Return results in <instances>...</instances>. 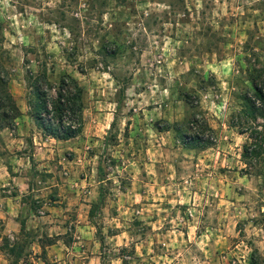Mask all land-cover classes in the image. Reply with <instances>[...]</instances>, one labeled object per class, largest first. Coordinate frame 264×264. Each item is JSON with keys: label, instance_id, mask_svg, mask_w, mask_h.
Here are the masks:
<instances>
[{"label": "rangeland", "instance_id": "374dc122", "mask_svg": "<svg viewBox=\"0 0 264 264\" xmlns=\"http://www.w3.org/2000/svg\"><path fill=\"white\" fill-rule=\"evenodd\" d=\"M260 68L264 0H0V96L20 109L0 154L38 147L40 164L23 198L40 217L2 227L0 264H264V161L235 125ZM43 72L82 85L78 137L33 118ZM195 114L211 147L174 129Z\"/></svg>", "mask_w": 264, "mask_h": 264}, {"label": "trees", "instance_id": "16d2710c", "mask_svg": "<svg viewBox=\"0 0 264 264\" xmlns=\"http://www.w3.org/2000/svg\"><path fill=\"white\" fill-rule=\"evenodd\" d=\"M250 80L253 92L241 97L235 125L241 126V133L248 134L243 157L250 168L255 169L264 161V68L254 69ZM83 95L82 85L68 74L63 75L58 84L51 82L46 72L34 79L33 98L29 105L44 136L67 141L82 133L85 123ZM19 113L18 106L12 108L11 114L5 109L1 92L0 129L12 127ZM174 129L184 147L190 149H205L217 140L215 130L206 118L197 114L187 123H177ZM25 229L26 221H22L21 231Z\"/></svg>", "mask_w": 264, "mask_h": 264}, {"label": "crops", "instance_id": "0c3cea01", "mask_svg": "<svg viewBox=\"0 0 264 264\" xmlns=\"http://www.w3.org/2000/svg\"><path fill=\"white\" fill-rule=\"evenodd\" d=\"M3 137L4 140L1 142L6 144V146L1 148L9 149L10 146L8 141H11V139L6 138L4 135ZM12 138L16 140L19 139L18 136ZM48 139L51 138L48 137ZM36 150L35 153L17 152L20 154L16 155L19 156L16 160H13L12 158L8 160L0 154V231L3 227L4 231L11 232L13 230L17 232L21 228L22 221H26L27 224L32 216L40 217L37 211L33 209V204H27L23 199L27 193L31 194L35 191V183L38 173H33L31 165L34 162L36 167L40 165L38 162L39 159L36 158L38 155ZM11 152L14 153L13 150ZM29 167L31 169H29ZM41 201L43 206H40L44 207L47 203H44L43 200ZM27 205L31 206L30 213H32V215L25 214V210L27 211L28 209L25 208Z\"/></svg>", "mask_w": 264, "mask_h": 264}]
</instances>
